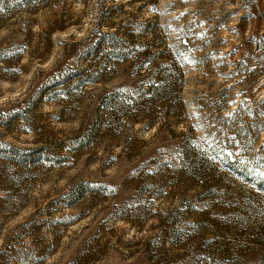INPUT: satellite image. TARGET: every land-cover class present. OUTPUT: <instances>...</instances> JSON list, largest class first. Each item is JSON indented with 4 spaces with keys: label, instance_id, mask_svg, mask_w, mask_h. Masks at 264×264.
I'll use <instances>...</instances> for the list:
<instances>
[{
    "label": "rangeland",
    "instance_id": "obj_1",
    "mask_svg": "<svg viewBox=\"0 0 264 264\" xmlns=\"http://www.w3.org/2000/svg\"><path fill=\"white\" fill-rule=\"evenodd\" d=\"M0 264H264V0H0Z\"/></svg>",
    "mask_w": 264,
    "mask_h": 264
},
{
    "label": "trees",
    "instance_id": "obj_2",
    "mask_svg": "<svg viewBox=\"0 0 264 264\" xmlns=\"http://www.w3.org/2000/svg\"><path fill=\"white\" fill-rule=\"evenodd\" d=\"M142 53L143 52H136L134 58L131 59L133 63H138L136 71L141 77L137 85L139 96L135 100L133 99L135 103L138 104V111L134 116L137 120H148L146 126L151 128L155 122V113L152 109L158 102H162L166 107V114L173 117L176 123H181L183 119L182 115L185 112V106L180 95H174V91L182 85V78L180 72H178L177 66L173 65L171 71L167 68H161L159 71V80H154L151 74L152 59L150 55L147 54V57L150 59L145 58L141 60ZM127 61H129V58L127 56H122V58L115 60L114 64L115 66H119ZM92 81L96 82V80ZM129 104L132 103H128V105ZM113 113L114 115L118 114L116 110H114Z\"/></svg>",
    "mask_w": 264,
    "mask_h": 264
}]
</instances>
